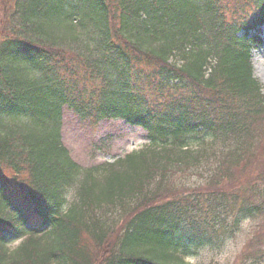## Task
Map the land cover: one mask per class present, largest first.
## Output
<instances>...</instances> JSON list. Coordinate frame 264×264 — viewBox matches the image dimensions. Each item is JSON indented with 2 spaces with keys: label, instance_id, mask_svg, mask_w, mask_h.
<instances>
[{
  "label": "trees",
  "instance_id": "1",
  "mask_svg": "<svg viewBox=\"0 0 264 264\" xmlns=\"http://www.w3.org/2000/svg\"><path fill=\"white\" fill-rule=\"evenodd\" d=\"M0 7V264H189L258 218L240 264H264V94L250 61L264 0ZM64 108L138 125L148 142L81 167L60 142Z\"/></svg>",
  "mask_w": 264,
  "mask_h": 264
},
{
  "label": "rangeland",
  "instance_id": "2",
  "mask_svg": "<svg viewBox=\"0 0 264 264\" xmlns=\"http://www.w3.org/2000/svg\"><path fill=\"white\" fill-rule=\"evenodd\" d=\"M260 28L263 39L264 26ZM250 61L252 74L259 81L264 94V48L259 44L251 48ZM59 132L60 142L66 147L70 157L84 168L102 162H112L126 153L143 148L148 142L145 130L138 125L129 124L120 118H107L90 124L66 108L62 112ZM253 162L257 163L258 160L255 161L254 158ZM193 179L187 176L186 179L183 178L185 190H188L189 184L197 183V180L195 182ZM72 191L68 196L69 200L72 199ZM238 226L233 235L225 237L221 243L206 244L194 255L187 256L185 261L189 264H240L244 259L242 255L250 244V237L263 226L260 218L243 219ZM20 241L21 239H14L8 245L15 247ZM112 244H116L114 239L109 242V245Z\"/></svg>",
  "mask_w": 264,
  "mask_h": 264
}]
</instances>
